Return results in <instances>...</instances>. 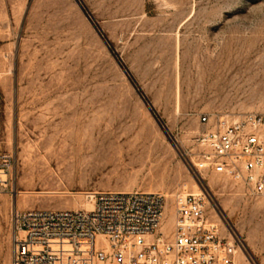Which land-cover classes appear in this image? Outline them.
Instances as JSON below:
<instances>
[{"label": "rangeland", "instance_id": "obj_1", "mask_svg": "<svg viewBox=\"0 0 264 264\" xmlns=\"http://www.w3.org/2000/svg\"><path fill=\"white\" fill-rule=\"evenodd\" d=\"M202 113L264 114V0H0V264L15 212L195 183L264 264V196L188 166Z\"/></svg>", "mask_w": 264, "mask_h": 264}, {"label": "built area", "instance_id": "obj_2", "mask_svg": "<svg viewBox=\"0 0 264 264\" xmlns=\"http://www.w3.org/2000/svg\"><path fill=\"white\" fill-rule=\"evenodd\" d=\"M188 166L264 196V114L202 113ZM75 210L13 216L10 264H242L241 243L208 212L207 191H97ZM170 218H169V216ZM170 219V221L168 220ZM169 221V222H168Z\"/></svg>", "mask_w": 264, "mask_h": 264}, {"label": "crops", "instance_id": "obj_3", "mask_svg": "<svg viewBox=\"0 0 264 264\" xmlns=\"http://www.w3.org/2000/svg\"><path fill=\"white\" fill-rule=\"evenodd\" d=\"M186 19L182 20V22H184ZM178 24L176 30L168 32V33H164L165 35H163V37H160L159 40L162 41L164 40L166 42L167 47L172 48L173 52L175 50H177V52L172 53V55L170 56V58L165 59V60H170V62H175L176 60H178V55L180 53V39H178V36L176 34L180 33V27L182 24ZM180 36V35H179ZM154 44V43H153ZM178 48H179V52H178Z\"/></svg>", "mask_w": 264, "mask_h": 264}, {"label": "bare ground", "instance_id": "obj_4", "mask_svg": "<svg viewBox=\"0 0 264 264\" xmlns=\"http://www.w3.org/2000/svg\"><path fill=\"white\" fill-rule=\"evenodd\" d=\"M193 182V181H192ZM194 188H196V190H197V192L200 190V187L195 183L194 184ZM195 190V189H194ZM85 204V203H84ZM207 204L210 206L211 205V203H210V201L208 200V202H207ZM80 207V206H79ZM219 221V220H218ZM221 225V224H220ZM222 226V225H221ZM222 228V227H221ZM241 258V257H240ZM241 260V259H240ZM243 263V262H242Z\"/></svg>", "mask_w": 264, "mask_h": 264}]
</instances>
